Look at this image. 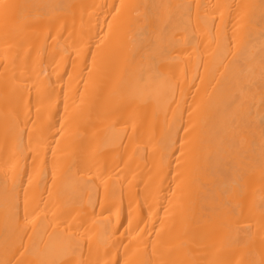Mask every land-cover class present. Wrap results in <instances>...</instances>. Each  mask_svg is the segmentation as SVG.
<instances>
[{"label":"bare ground","instance_id":"1","mask_svg":"<svg viewBox=\"0 0 264 264\" xmlns=\"http://www.w3.org/2000/svg\"><path fill=\"white\" fill-rule=\"evenodd\" d=\"M0 264H264V0H0Z\"/></svg>","mask_w":264,"mask_h":264}]
</instances>
